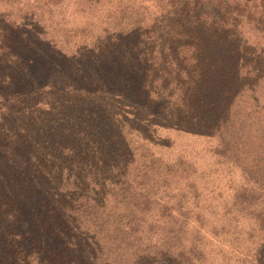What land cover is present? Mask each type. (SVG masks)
Wrapping results in <instances>:
<instances>
[{"label":"trees","instance_id":"1","mask_svg":"<svg viewBox=\"0 0 264 264\" xmlns=\"http://www.w3.org/2000/svg\"><path fill=\"white\" fill-rule=\"evenodd\" d=\"M121 1L70 53L45 30L54 0H0V264H264L251 205L169 203L198 192L194 165L133 150L164 125L217 135L264 71L244 31L264 35V0Z\"/></svg>","mask_w":264,"mask_h":264},{"label":"rangeland","instance_id":"2","mask_svg":"<svg viewBox=\"0 0 264 264\" xmlns=\"http://www.w3.org/2000/svg\"><path fill=\"white\" fill-rule=\"evenodd\" d=\"M40 1L32 0V4L38 5ZM112 1L102 12L88 9L83 13L85 4L81 0H54L41 8L45 30L58 47L75 52L82 44L94 41L91 34L100 23V14L115 11L118 0ZM127 5H130L127 0L121 1L119 11ZM144 16L145 12L140 18ZM247 27L244 31L249 37L250 50L264 60V35L253 32L256 29L253 22ZM244 84L248 90L233 101L224 124L211 140L181 135L164 125L155 132L150 131L146 139L133 141L135 167L139 169L152 164L178 165L183 159L194 165L197 173L192 181L196 183L198 195L180 190L169 203H178L180 198L190 205L247 203L254 210L241 215L243 227L256 220L264 221V71L258 79Z\"/></svg>","mask_w":264,"mask_h":264}]
</instances>
